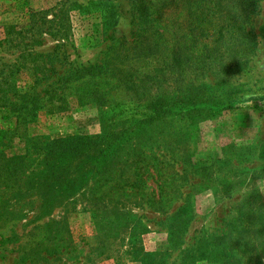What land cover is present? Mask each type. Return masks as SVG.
I'll return each mask as SVG.
<instances>
[{"label":"rangeland","instance_id":"rangeland-1","mask_svg":"<svg viewBox=\"0 0 264 264\" xmlns=\"http://www.w3.org/2000/svg\"><path fill=\"white\" fill-rule=\"evenodd\" d=\"M107 1L0 0V264H185L187 250L195 254L187 264H264V0H223L227 19L241 14L249 20L251 43L241 72L227 75L214 64L219 76L195 77L193 69L184 83L163 80L161 86L143 78L157 67L151 59L117 51L133 39L131 0H109L117 10L109 31L100 14ZM113 48L120 59L127 57L133 81L125 91L108 93L121 106L113 110L108 102L101 112L79 101L93 79L74 81L72 74L102 66ZM226 62L236 64L231 57ZM202 83L230 108L200 121L197 130L184 123L173 134L164 126L142 130L126 123L127 114L117 115L128 113L146 87L152 93L145 103L160 90L192 86L196 92ZM105 115L115 117L106 122ZM131 128L134 137L122 158L142 157L156 171L150 167L133 186L105 182L106 174L87 165L86 156L94 154L87 147L65 171L83 167L86 184L43 209L37 171L54 158L52 140L79 134L101 145ZM13 157L8 170L5 162ZM121 166L135 176V164ZM203 241L215 252H199Z\"/></svg>","mask_w":264,"mask_h":264},{"label":"trees","instance_id":"trees-1","mask_svg":"<svg viewBox=\"0 0 264 264\" xmlns=\"http://www.w3.org/2000/svg\"><path fill=\"white\" fill-rule=\"evenodd\" d=\"M215 1L131 0L133 17L137 20L136 28L132 34L133 39L119 43L117 51L128 50L131 51L128 53H133L138 59H151L152 66L157 67L141 74L145 80L151 81L153 85L157 86H161L163 80L165 82L174 80L180 85L185 81L184 74L193 69L195 77L199 75L202 77L219 76L213 70L214 64H218L227 75L238 74L248 62L251 31H246V28L247 25L249 26V20L246 19L247 16L245 19L242 18L241 14L233 15L232 18L227 19L226 17L229 16L227 3L223 0ZM72 7L77 9L82 6L79 3H74ZM225 9L226 12L223 15ZM219 12L220 20L215 18ZM100 14L103 29L109 31L117 23L116 7L108 0L102 6ZM181 16L185 17L184 32H182L183 26L180 22ZM240 31H242L241 34H239ZM235 32L238 34L235 35ZM230 57L232 61H235V66L232 62L229 65L227 62L224 63ZM129 69L127 57L120 59L113 51L102 66L82 67L74 71L75 73L72 74L73 79L75 78L74 81H80L86 76L93 79V87L86 90L79 101L83 104L95 103L101 112L109 102L115 110L121 106V103H118L120 99L114 97L108 99V97L115 91H125L130 88V83L133 80ZM191 87H179L174 92L160 90L152 94L154 97L149 96L152 97V100L145 103L146 101L143 100L151 90L146 87L142 91L146 92L144 96L136 94V98L132 99L135 104L128 113L123 112L117 115L122 118L120 116L127 114L126 123L139 129L164 126L169 128L173 134L175 133L174 126L178 124L184 123L197 130L200 121L216 118L230 108L223 96L213 94L208 83H202L196 92H193L194 88ZM132 89L137 93L138 90ZM102 116L104 113H101ZM105 116H107L105 117L106 122L115 117L113 115ZM132 131L134 128L111 135L101 145L99 141H91L89 136L79 134L52 140V150L49 156H54V158L50 163H47L46 167L37 171L36 184L37 189L42 193L43 206L45 207L43 209L50 211L56 203L73 197L86 184L82 180L87 175L83 167L72 169L68 174L65 171L66 168L73 166L76 160L81 159L80 156L84 154V149L87 147H92L94 150L92 156H86L87 165H90L91 172L106 174L105 182L118 181L123 186H133L143 180V175L150 167L156 171V164H147L146 166L142 157L135 159L133 157V160L130 157L122 158L126 141H129L130 135L134 137V134H131ZM14 159L13 157L12 160L8 159L5 162L8 170H12L15 166ZM123 164L128 166L135 164L134 180V177L127 174L126 168L121 166ZM119 167H121L118 170L120 174L114 170ZM81 183L85 184L81 185ZM53 187L57 188L59 192L52 193ZM154 198L156 197L154 196ZM2 203L3 201H1ZM7 215L3 213V218L8 219ZM171 246L174 247L175 243ZM199 247L197 250L206 255L215 252L208 241H203ZM193 251L187 250L185 253V264L188 263L189 258L193 261L195 256ZM163 261L159 259L156 264H163Z\"/></svg>","mask_w":264,"mask_h":264}]
</instances>
